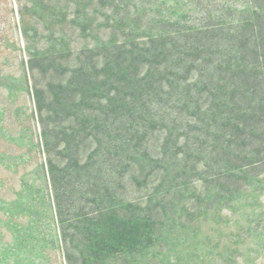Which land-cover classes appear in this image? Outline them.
Instances as JSON below:
<instances>
[{
	"label": "trees",
	"instance_id": "trees-1",
	"mask_svg": "<svg viewBox=\"0 0 264 264\" xmlns=\"http://www.w3.org/2000/svg\"><path fill=\"white\" fill-rule=\"evenodd\" d=\"M71 1L55 3L61 46L102 16ZM174 1L122 2L108 39L25 60L68 264H85L83 222L115 235L121 259L192 221V185L229 197L264 164V0Z\"/></svg>",
	"mask_w": 264,
	"mask_h": 264
},
{
	"label": "rangeland",
	"instance_id": "rangeland-1",
	"mask_svg": "<svg viewBox=\"0 0 264 264\" xmlns=\"http://www.w3.org/2000/svg\"><path fill=\"white\" fill-rule=\"evenodd\" d=\"M102 2L71 1L72 12L78 4H85L86 8L79 7L81 11L95 10L102 16L88 28V39L72 35L68 44L61 46L62 32L68 26L53 20L56 0H0V264H68L46 183L25 60L31 53L76 49L108 39L111 26L119 22L113 7L120 9L128 0ZM134 3L126 11L130 17L137 6ZM183 3L178 6L167 0L166 11L161 13L177 12ZM105 14L114 21L106 23L101 18ZM76 23L79 21L74 23L78 27ZM235 183H226L232 186L226 189L240 185L231 196L211 199H206L207 189L202 184L192 185L181 197L182 205L188 196L196 197L192 221L165 231L161 241L148 247L133 253L126 250L121 259L116 257L115 235L102 224L83 222L79 230L86 242L77 244L82 254L79 258L85 264H264V164Z\"/></svg>",
	"mask_w": 264,
	"mask_h": 264
}]
</instances>
